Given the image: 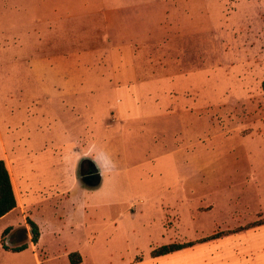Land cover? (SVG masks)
Instances as JSON below:
<instances>
[{
  "label": "rangeland",
  "instance_id": "1",
  "mask_svg": "<svg viewBox=\"0 0 264 264\" xmlns=\"http://www.w3.org/2000/svg\"><path fill=\"white\" fill-rule=\"evenodd\" d=\"M0 157V228L33 219L49 253L82 226L85 264L217 231L198 264H264V0H0Z\"/></svg>",
  "mask_w": 264,
  "mask_h": 264
},
{
  "label": "crops",
  "instance_id": "2",
  "mask_svg": "<svg viewBox=\"0 0 264 264\" xmlns=\"http://www.w3.org/2000/svg\"><path fill=\"white\" fill-rule=\"evenodd\" d=\"M51 152H52V149L47 151V153H49V154ZM0 159H2V158L0 157ZM10 173L13 177V174H14L13 171L10 170ZM12 180H13V178H12ZM66 187L62 188V190L65 191ZM62 195H64V194H62ZM104 203H107V202H104ZM12 212H13V210L10 211L9 213H7L9 215L6 214L2 218H0V222L2 220L6 219V217L10 216ZM113 220H115V219H113ZM23 225H24V226H22L23 228L18 227V224H17V222H15V219L13 217V221H9L7 226H6V224H4L0 228V264H58V262H55V261H57L60 257L61 258L68 257V255L71 252H79L82 256V262L80 264H85L86 260L89 257H91V256L93 257L96 255V251L94 250V247L92 246V244L94 245V242L96 241L97 232L94 230H88L87 226H82V228H81V231H80L81 236H82L81 243H78L76 246L72 247L69 250L68 249L62 250L64 253H61V255H60L59 251L54 252V253H49V251H45L44 249H42L41 243H42L43 232L41 230H40L39 241L37 243H34L31 240L32 230H31L30 226L28 224H23ZM262 225H264V224H260L259 226H262ZM6 229H9V231L7 232V243H6L7 246H9L8 249L3 247V236L4 235L6 236V233H4ZM20 232L23 234V236H25V240L21 243H17V240H18L17 236L19 235ZM213 233H215V232H213ZM207 236H209V235H207ZM202 238H204V237H202ZM199 239H201V238H199ZM199 239L192 240V241L196 242L192 246L180 249L178 251L171 252V253L166 254V255H161V256H157V257L150 256V259H144V257L139 256V257H141L140 260L136 259L138 257L137 256L133 260V262L130 264H192V262H194V264H198V263L202 262L203 257L206 255L208 250L206 248L194 250L193 248L198 246V245H201V244H204L206 242L213 240V239H211L208 241L199 242L198 241ZM23 245H26L27 247L21 251H14L12 249L14 247L23 246ZM29 250H31L34 253L33 254L34 260H30L26 257L28 255L27 251H29ZM69 264H70V262H69ZM204 264H206V263H204ZM210 264H214V263L212 262Z\"/></svg>",
  "mask_w": 264,
  "mask_h": 264
},
{
  "label": "trees",
  "instance_id": "3",
  "mask_svg": "<svg viewBox=\"0 0 264 264\" xmlns=\"http://www.w3.org/2000/svg\"><path fill=\"white\" fill-rule=\"evenodd\" d=\"M17 203H18L17 196H16V192H15V188H14V184L12 180V175L10 173V169L6 164V161L4 159H0V218H2L4 215L9 213L10 211L14 210L17 207ZM28 222H29V225L31 226V230L33 234L32 241L34 243H37L40 237L39 226L31 218L28 219ZM260 224H264V218L253 222V224L249 225V227L260 225ZM8 231L9 229H6L4 233H7ZM223 234H224L223 232H215L209 236L199 239L198 241L199 242L208 241L211 239L218 238ZM195 243L196 242L194 241H188L184 243L172 242V243L164 244L160 247L154 248L151 251V256L157 257L161 255H166L171 252L178 251L180 249L192 246ZM3 247L6 249L9 248V246H7V244H5L4 241H3ZM26 247H27L26 245H23V246L14 247L12 249L14 251H21L25 249ZM68 257L70 260V264H80L82 262V256L79 252H71L68 255ZM140 258L141 257H137L136 259L140 260Z\"/></svg>",
  "mask_w": 264,
  "mask_h": 264
},
{
  "label": "flooded vegetation",
  "instance_id": "4",
  "mask_svg": "<svg viewBox=\"0 0 264 264\" xmlns=\"http://www.w3.org/2000/svg\"><path fill=\"white\" fill-rule=\"evenodd\" d=\"M79 172L81 174V177L85 182H90L92 179H86L85 177L89 174L96 173V169L93 167V164L90 159L83 158L79 163Z\"/></svg>",
  "mask_w": 264,
  "mask_h": 264
},
{
  "label": "water",
  "instance_id": "5",
  "mask_svg": "<svg viewBox=\"0 0 264 264\" xmlns=\"http://www.w3.org/2000/svg\"><path fill=\"white\" fill-rule=\"evenodd\" d=\"M91 162H92L93 167L96 169L97 172L94 174H89L85 178L86 179H90V178L92 179V181H90L89 183H97L98 184L102 180L101 170H100V167L98 166V164L96 163V161L91 159Z\"/></svg>",
  "mask_w": 264,
  "mask_h": 264
}]
</instances>
